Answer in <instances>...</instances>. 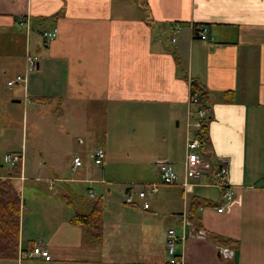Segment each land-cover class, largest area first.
<instances>
[{"label":"crops","instance_id":"obj_1","mask_svg":"<svg viewBox=\"0 0 264 264\" xmlns=\"http://www.w3.org/2000/svg\"><path fill=\"white\" fill-rule=\"evenodd\" d=\"M25 19L31 43L21 35ZM194 27L206 28L207 38L193 37ZM51 30L54 39L44 43L41 32ZM3 31L19 32L2 43L18 47L5 64L25 81L0 97L20 108L24 135L9 152L20 155L19 174L0 165V178L20 188L18 251L1 264H170L169 227L179 237V264H264V0H0ZM24 46L36 63L27 74ZM190 82L206 93L200 153L209 168L184 191ZM99 146L104 159L95 165L90 153ZM73 156L82 161L75 171ZM161 161L178 180L149 193ZM222 162L233 196L218 212L210 172ZM68 194L77 207L100 200L98 242L70 223ZM192 197L209 205L189 217ZM195 228L206 236L193 237ZM219 245L233 248L229 260ZM33 246L47 257L27 256Z\"/></svg>","mask_w":264,"mask_h":264},{"label":"built area","instance_id":"obj_2","mask_svg":"<svg viewBox=\"0 0 264 264\" xmlns=\"http://www.w3.org/2000/svg\"><path fill=\"white\" fill-rule=\"evenodd\" d=\"M20 22V21H18ZM23 24L26 26L29 25L27 20L22 21ZM40 37L44 43H47L54 39L55 37V30L51 31H43L40 34ZM193 37L199 39H206L207 38V30L206 28L198 29L195 33L193 32ZM24 74L33 72L35 69V60L31 57L30 54L26 53L24 58ZM24 82V76L16 75L9 81L5 83L7 89H11L15 85L22 84ZM190 88V86H189ZM189 110L187 112L188 115L193 117V130L192 134L186 138L185 142V151L184 157L182 161V186L183 190L187 191L190 189V183L188 180L196 179L201 174H205L208 172L209 162L203 159L200 153V146H201V126L203 125L204 121L207 120V108H205L202 104L199 103L197 94H189L188 99ZM90 159L95 165H100L104 159V150L102 147H96L90 153ZM20 161V155L17 153H6L2 156V163L8 164L10 166L18 164ZM82 164L81 159L78 156H73L71 159L70 168L72 171L78 169ZM157 171V181L151 182L147 185L148 192L153 193L157 190V185H171L177 182L178 180V173L176 172L173 165L166 161H161L156 165ZM211 174V184L215 187L220 189V196L222 199V204L216 209L218 212L221 211L224 204L228 203L233 196V190L231 189L230 185L227 182V167L222 162L217 164L212 171ZM136 197L139 199L145 198L146 190L142 186L140 189L135 191ZM88 196L90 198L93 197V192L90 190L88 191ZM125 203H131L132 198L129 191L125 193L124 197ZM142 207L146 208L147 203L143 202ZM184 224H188V221L183 219L182 221ZM193 237L198 239H203L206 236V233L201 228L193 229L192 233ZM179 241V237L176 235L174 229L169 227L165 230L164 235V247L167 255L170 257L169 263L170 264H179V262L174 258L175 252V244ZM217 252L219 257L222 260H229L233 256V248L229 245H219L217 247ZM27 256L29 257H47V252L42 250L38 246H33L27 252Z\"/></svg>","mask_w":264,"mask_h":264},{"label":"trees","instance_id":"obj_3","mask_svg":"<svg viewBox=\"0 0 264 264\" xmlns=\"http://www.w3.org/2000/svg\"><path fill=\"white\" fill-rule=\"evenodd\" d=\"M197 27L193 28V32L197 31ZM190 94H197L200 104L207 108L205 104L206 93L204 89L195 82H190ZM224 101L229 102L228 94H224ZM206 131V121L201 126V142L204 141ZM11 174L16 176L19 174V166L16 164L11 167ZM64 201L67 205L72 207L73 213L69 219L72 225L78 226L85 237L90 242H98L101 237V203L99 199L90 200L87 205L77 207L76 202L79 201L78 197L68 194L65 195ZM91 199V198H90ZM20 196L11 183L9 177L0 178V259L11 260L17 255V229H18V215H19ZM209 205V202L198 198L192 197L189 208L188 216L194 214L196 208L200 206ZM230 241H224L223 244Z\"/></svg>","mask_w":264,"mask_h":264},{"label":"rangeland","instance_id":"obj_4","mask_svg":"<svg viewBox=\"0 0 264 264\" xmlns=\"http://www.w3.org/2000/svg\"><path fill=\"white\" fill-rule=\"evenodd\" d=\"M27 20V19H25ZM24 28H20L21 35L25 38V30H28V26ZM19 33V32H18ZM17 32L11 31H3L0 33V97L4 95H8L10 91H13L15 86L12 87L10 90L6 88L5 83L13 78L15 73L14 67H8L5 64L6 58L5 55L9 56L12 53H18V47L16 46L14 50H9L10 45L5 47V44L2 43L4 36L6 38H10V36L19 35ZM27 35V39L29 37V43L32 42L33 33L31 32L30 35ZM25 38V39H26ZM31 49V48H30ZM31 54L26 47L23 48V60L25 58V54ZM25 66V64H24ZM25 81V80H24ZM24 83V82H23ZM22 83V84H23ZM20 110V108H18ZM14 111L13 105L6 102V104H0V165L1 170L7 167L8 164L2 163V155L5 153L13 152L19 148L20 143H24V135H22V128L20 124V111ZM23 140V141H22ZM19 166V164H17ZM15 182V181H14ZM37 185L40 187L43 186L41 182H36ZM27 185V184H26ZM25 185V194H27V190L29 188ZM15 189L17 192L20 191V188L15 182ZM46 191V190H45ZM5 263L4 260H0V264Z\"/></svg>","mask_w":264,"mask_h":264}]
</instances>
